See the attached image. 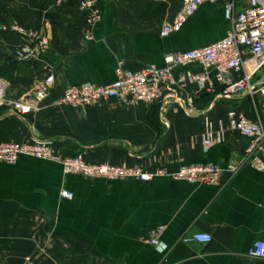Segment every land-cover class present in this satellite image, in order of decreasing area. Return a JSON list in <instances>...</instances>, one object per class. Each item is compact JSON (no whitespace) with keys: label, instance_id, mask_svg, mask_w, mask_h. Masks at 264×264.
Instances as JSON below:
<instances>
[{"label":"crops","instance_id":"obj_1","mask_svg":"<svg viewBox=\"0 0 264 264\" xmlns=\"http://www.w3.org/2000/svg\"><path fill=\"white\" fill-rule=\"evenodd\" d=\"M0 0V142L47 140L62 156L81 153L88 163L141 166L166 175L136 179H91L65 174L59 162L19 156L0 162V264H264L248 251L264 241V173L242 164L221 186L175 180L190 164H238L246 139L229 125V111L251 118L244 95L195 94L193 86L165 90L158 101L124 98L72 107L58 103L62 91L114 80L118 64L136 71L165 65V55L222 38L229 22L227 0L202 3L182 27L165 36L163 27L180 0ZM244 0H235L240 10ZM10 26L44 35L47 50L32 63L17 62L14 50L26 41ZM199 67L173 66L177 77ZM53 75L36 111L20 114L12 102L25 98ZM216 142L208 148L203 138ZM218 138V139H217ZM71 192L69 199L59 195ZM162 227L158 246L148 243ZM208 233L207 243L183 242Z\"/></svg>","mask_w":264,"mask_h":264},{"label":"built area","instance_id":"obj_2","mask_svg":"<svg viewBox=\"0 0 264 264\" xmlns=\"http://www.w3.org/2000/svg\"><path fill=\"white\" fill-rule=\"evenodd\" d=\"M62 0H57L60 3ZM219 0H180L181 7L169 24L163 27L161 35L178 31L186 18L192 15L204 2ZM84 9L89 18L97 19L98 11L93 2L84 1ZM223 13L229 22L226 34L201 47L174 51L165 55V65L154 64L131 71L118 64L114 69L112 82L97 85L84 82L65 88L58 103L72 107L97 104L108 99L124 98L130 103H154L164 96V91L193 86L195 94H215L222 98L244 95L250 99L253 116L229 111V125L247 141L242 158L238 164H190L179 167L170 176L175 180L190 183L221 186L225 177L232 176L240 165L248 164L264 173V0H244L240 10H236L235 0H227ZM26 41L13 53L17 62L38 61L47 50L49 40L46 36L21 26H10ZM194 64L198 70H186L177 77L172 74L173 66ZM53 75L48 74L25 98L12 102V107L20 114L33 113L50 91ZM5 92V84L0 83V99ZM218 139V138H217ZM216 142L209 132L202 140L204 148ZM19 156H29L59 162L65 174H79L91 179H136L141 182L150 180L154 175H166L163 168L150 172L141 166L112 165L108 163H88L81 153L62 156L47 140H34L24 143L0 142V162L14 163ZM59 195L69 199L72 195L61 189ZM162 227L150 231L148 243L158 246V235ZM211 240L208 233H192L182 238L183 242L196 241L207 243ZM252 258L264 259V241H255L248 251Z\"/></svg>","mask_w":264,"mask_h":264},{"label":"rangeland","instance_id":"obj_3","mask_svg":"<svg viewBox=\"0 0 264 264\" xmlns=\"http://www.w3.org/2000/svg\"><path fill=\"white\" fill-rule=\"evenodd\" d=\"M248 101L250 102V99L247 97ZM252 106L251 102H250V107ZM251 110H252V107H251Z\"/></svg>","mask_w":264,"mask_h":264}]
</instances>
